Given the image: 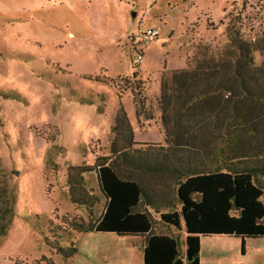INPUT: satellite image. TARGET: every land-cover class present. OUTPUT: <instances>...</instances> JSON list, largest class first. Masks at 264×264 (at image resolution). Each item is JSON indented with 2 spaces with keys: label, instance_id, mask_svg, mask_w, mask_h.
I'll use <instances>...</instances> for the list:
<instances>
[{
  "label": "rangeland",
  "instance_id": "374dc122",
  "mask_svg": "<svg viewBox=\"0 0 264 264\" xmlns=\"http://www.w3.org/2000/svg\"><path fill=\"white\" fill-rule=\"evenodd\" d=\"M146 28L159 32L136 43ZM263 65L264 0H0V264H142L138 235L73 227L103 210L95 162L112 160V144L152 151L176 133L213 137L215 153L234 133L238 147L264 156V99L231 79L236 68ZM180 70L208 71L201 85L220 77L229 88L186 110L180 94L167 88L165 101L160 91L161 80L170 83ZM232 103L249 127L212 123L233 115ZM118 111L133 145L113 129ZM118 125L126 133L124 120ZM117 169L151 189L158 205L173 202L172 175ZM70 178L80 179L71 185L74 198L98 200L73 202ZM177 232L186 264L184 233ZM70 246L77 252L66 258L58 249ZM199 264H264V237L204 236Z\"/></svg>",
  "mask_w": 264,
  "mask_h": 264
},
{
  "label": "trees",
  "instance_id": "16d2710c",
  "mask_svg": "<svg viewBox=\"0 0 264 264\" xmlns=\"http://www.w3.org/2000/svg\"><path fill=\"white\" fill-rule=\"evenodd\" d=\"M238 47L241 49L244 46L238 44ZM187 74L188 72L180 70L172 74L170 81L168 79L170 83H167V78L161 80L160 91L164 100L167 94L165 90L171 88L175 95L180 94L183 97L181 106H186V110H189L197 98L229 88V83L222 81L224 78L220 77L216 78L215 84L201 85L202 80L208 79V71L204 73L196 70L189 76H186ZM231 79L239 84L241 90L247 91L250 97L264 99V65L253 72L248 68H236ZM231 107L233 115L217 116L212 123H216L217 127H221V124L225 127L231 119L234 129L244 125L249 127L243 123L246 118L239 105L232 103ZM178 115H173L176 121ZM167 119L162 109L161 120L165 138L168 136ZM123 120L126 123V133H123V127L118 125L119 121ZM115 121L113 129L118 131L120 136L124 135L122 137L128 144H135L125 114L118 111ZM253 122L258 123L257 118ZM210 124L211 122L207 125ZM235 132L237 135L238 131ZM229 134L230 137L224 138L222 145L216 150L218 153L208 147L214 141L213 137L198 139L194 133H176L172 144H169L166 138L168 147L158 146L152 151L147 148L132 150L131 146L116 147L112 144V160L95 162L98 188L104 199L103 210L96 219L89 216L86 223L82 220L74 222L73 227L77 231L108 232L120 236L138 235L143 238H140L142 264H184L177 231L184 233L186 264H199L200 240L204 236L234 235L240 237L243 243L245 238L264 237L263 151L261 154L249 153L246 148L241 149L238 143L233 142L236 139L234 133ZM258 156L260 158H257ZM247 158H253V163L245 162ZM120 164L122 167H132L148 173L172 175L173 202L160 201L161 205H158L157 197L154 198L155 193L151 189H147L137 179L118 172ZM71 168L79 172L92 170L85 166ZM79 180L73 181L70 178L68 183L74 186ZM72 186L69 193L73 202L88 206L98 200L97 197L93 198L86 193L74 198L73 188L76 186ZM149 208L157 213V218ZM155 225L162 226L167 231L155 232ZM58 250L66 258L77 252L75 246Z\"/></svg>",
  "mask_w": 264,
  "mask_h": 264
},
{
  "label": "built area",
  "instance_id": "2783aa9c",
  "mask_svg": "<svg viewBox=\"0 0 264 264\" xmlns=\"http://www.w3.org/2000/svg\"><path fill=\"white\" fill-rule=\"evenodd\" d=\"M159 32L158 29L156 28H146L144 30H139V32L134 36V40L136 43L140 42L143 40L144 37L146 36H155L157 35ZM135 63L136 62H140V55L136 56L135 58Z\"/></svg>",
  "mask_w": 264,
  "mask_h": 264
},
{
  "label": "crops",
  "instance_id": "0c3cea01",
  "mask_svg": "<svg viewBox=\"0 0 264 264\" xmlns=\"http://www.w3.org/2000/svg\"><path fill=\"white\" fill-rule=\"evenodd\" d=\"M160 142H162L160 146H162V147H168L167 144H165V141H164V142H163V141H160ZM148 210H149L151 213H153V216H154V217H156L155 214H157V213H155L151 208H149ZM158 226H159V225H158ZM107 233H108V232H107ZM141 239H143V238H141ZM141 249H142V248H141ZM142 254H143V253H142Z\"/></svg>",
  "mask_w": 264,
  "mask_h": 264
}]
</instances>
